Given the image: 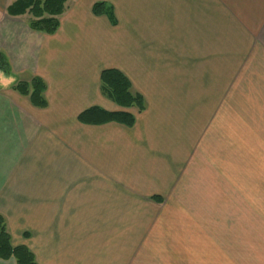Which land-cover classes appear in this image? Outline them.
Returning <instances> with one entry per match:
<instances>
[{"label": "crops", "instance_id": "1", "mask_svg": "<svg viewBox=\"0 0 264 264\" xmlns=\"http://www.w3.org/2000/svg\"><path fill=\"white\" fill-rule=\"evenodd\" d=\"M15 1L0 0V53L13 82L45 83L47 107L0 82V215L13 246L38 264H145L136 228L148 224L132 212L174 193L217 115L239 142L242 194L250 185L261 204L264 0H68L53 35L31 30L28 14L8 15ZM100 2L115 25L92 14ZM106 69L143 97L142 113L102 95ZM92 107L135 123H79Z\"/></svg>", "mask_w": 264, "mask_h": 264}, {"label": "rangeland", "instance_id": "2", "mask_svg": "<svg viewBox=\"0 0 264 264\" xmlns=\"http://www.w3.org/2000/svg\"><path fill=\"white\" fill-rule=\"evenodd\" d=\"M234 94H240L239 81ZM234 99L238 112L239 97ZM235 123L233 118L226 126L234 130ZM224 127L217 115L214 129L205 132L190 163L187 159L180 186L163 202L153 197L160 207L132 212L148 224L136 228V240L143 239L136 241V251H144L145 264H264V196L258 203L250 185L242 194L239 142Z\"/></svg>", "mask_w": 264, "mask_h": 264}, {"label": "trees", "instance_id": "3", "mask_svg": "<svg viewBox=\"0 0 264 264\" xmlns=\"http://www.w3.org/2000/svg\"><path fill=\"white\" fill-rule=\"evenodd\" d=\"M68 0H17L7 8L10 16L30 15L28 26L31 30L47 35L56 33L59 27L58 18L64 13ZM94 16H105L112 25L116 24L111 6L100 2L92 6ZM0 82L11 85L20 96L28 98L32 106L44 109L47 103L44 98L45 83L38 77L13 82V77L6 57L0 53ZM10 78V82L4 80ZM100 90L103 96L118 107L136 109L142 113L146 109L143 97L132 90L129 80L118 70L106 69L100 74ZM84 125H104L116 123L128 128L133 127L135 117L128 111L108 112L98 107L89 108L77 117ZM159 201V200H158ZM0 259L14 260L16 264H37L34 255L25 246H13L6 228L4 218L0 215Z\"/></svg>", "mask_w": 264, "mask_h": 264}, {"label": "clouds", "instance_id": "4", "mask_svg": "<svg viewBox=\"0 0 264 264\" xmlns=\"http://www.w3.org/2000/svg\"><path fill=\"white\" fill-rule=\"evenodd\" d=\"M0 79H3V78H2V77H0ZM4 82H5V83H8V82H10V78H8V79H5V80H4Z\"/></svg>", "mask_w": 264, "mask_h": 264}]
</instances>
